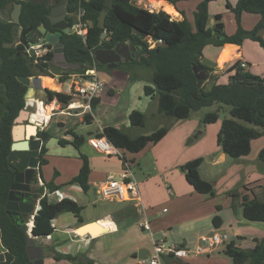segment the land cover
I'll return each mask as SVG.
<instances>
[{"label":"trees","instance_id":"trees-1","mask_svg":"<svg viewBox=\"0 0 264 264\" xmlns=\"http://www.w3.org/2000/svg\"><path fill=\"white\" fill-rule=\"evenodd\" d=\"M9 0H0V11ZM176 4L179 0H166ZM216 0H202L194 11V24H192L185 12L183 19L173 18L165 10H153L138 5L134 0H90L83 2L86 11L85 18L89 19L91 26L86 40L75 34L62 33L60 39L64 42L65 54L69 63L79 64V68H62L54 61L55 53L52 44L51 51L43 62H35L34 58L20 50L21 44L6 47L18 36L21 28L32 26L26 38L29 42H36L44 32H56L49 19V8L45 4L21 1L22 12L20 15V28L11 22L0 21V229L1 241L6 249L14 256L11 264H26L29 260L27 248V232L24 231L16 217L11 216L6 203L10 192V186L14 181L17 168L9 161L8 156L14 142L12 129L15 120L22 109L26 107L25 94L28 86L19 81L18 76L38 77L42 75H59L64 81L69 73L83 72L96 66L98 70L111 71L106 65L100 64L92 55V51L100 48H113L118 43L133 44L139 51V55L127 64H139L143 68L152 69L149 78L150 84L145 85L144 91L152 99L157 98L158 112L166 117L176 119H188L194 111L214 104L231 106L232 118L223 120L218 131L217 143L222 151L233 158L248 156L252 152L253 140L260 138L264 130V97L258 94V84L264 86V76L256 75L240 66L241 61L235 62L229 70H235L230 75L228 83H215L216 77L213 69L202 62L203 50L207 45L222 47L226 43L241 45L246 39L257 41L264 48V36L260 31L264 28V0H236L232 5L227 2V7L233 12L237 23V29L233 34L225 32L222 15L215 16L214 29L208 28L209 6ZM69 12L77 11L80 0H68ZM105 12L104 28L98 27L100 15ZM243 13L259 14L261 20L252 29L244 28L242 24ZM149 40L157 43L150 47ZM123 63V62H122ZM121 63V64H122ZM203 65L209 71V79L214 81L211 87L203 85L197 87L196 74L193 65ZM92 69H90L91 72ZM134 78V77H132ZM137 79V78H134ZM247 83H253V89L244 87ZM197 97L194 98V94ZM41 95L46 103L56 100L61 105L70 101V96L55 90L44 88ZM100 100L92 103L93 109ZM131 127L144 128L146 126L145 113L132 110L129 113ZM217 111L209 112L203 121L206 124L217 122ZM244 120L252 124L246 126L238 122ZM93 116L86 114L84 122L91 124ZM169 127H158L148 134L131 135L122 128L106 125L101 130L91 131L88 137H106L117 149L131 153L142 151L149 144L160 142L169 132ZM67 135L71 140L59 139L62 146L72 144L79 149L87 140L86 136L79 135L75 131H69ZM37 136L43 141L40 152V171L43 165L48 164L47 142L51 138L46 129L38 130ZM259 157L264 160V148L260 150ZM82 165L77 175L64 184H55L54 181L44 182L30 197L35 205L39 201V207L34 214L32 234L34 237H47L51 235L55 227L53 220L67 212L73 213L78 221H82L83 207L75 200L64 197L54 203L48 201V192L60 189L63 185H78L84 193L90 189L89 177L91 167L86 154H81ZM122 163L128 161L125 156ZM203 158L198 157L189 160L181 166L187 182L193 189L204 195H214V185L200 175V167ZM58 173V172H56ZM42 177V173H41ZM43 178V177H42ZM45 194V195H44ZM237 194H233L235 197ZM243 217L248 221L264 222V200L253 195L245 194L241 198ZM220 209V206H217ZM126 212L118 211L115 216H123ZM215 228L223 225V218L216 214L212 218ZM254 245L250 249H242L235 241L225 244L223 253L231 260V264H264V236L255 237ZM52 252L56 261L69 260L74 264H96L93 259L84 253L76 255L64 254L56 250L55 246H44ZM164 264H188L176 259L172 254L164 255Z\"/></svg>","mask_w":264,"mask_h":264},{"label":"rangeland","instance_id":"rangeland-1","mask_svg":"<svg viewBox=\"0 0 264 264\" xmlns=\"http://www.w3.org/2000/svg\"><path fill=\"white\" fill-rule=\"evenodd\" d=\"M134 1L145 8H151V5H155L156 3V0H142L141 2L139 0ZM230 15L225 14L223 18V22L226 25L225 32L227 34H231L230 29L234 26V21L231 20L232 18L229 17ZM243 15V26L247 29L253 28L257 23L255 22V18L258 15L253 13H244ZM105 18L106 13H104V21ZM210 24L211 21L209 22L208 20V28H211ZM40 31L42 33H45L43 28H40ZM149 43L150 47L156 46V43L152 40H149ZM249 44H251L250 46H253L251 49H249V52L252 55V63H264V49L260 47L258 43H247V46ZM253 44H257L258 47ZM127 63L128 62H123L120 66H118L117 68H113L109 72L106 70H98L99 78L105 83V89L99 104L95 109L92 110L93 119L99 121V125L102 127L106 125H113L122 128L125 131H128L131 135L148 134L156 128L162 126L169 127V132L172 128L175 127L186 128L190 126L192 132L189 134V137L186 140V148L179 149L177 152H174V159L162 161L164 162V166L163 164L157 162L158 158L153 154L154 152L152 150V147H150L148 151H142L141 154L136 155L137 163L140 161L139 165H141V167L137 164L132 165L133 162H131V166L133 172L135 173L137 181L143 180L144 175H153L151 177V179L153 180L150 181L153 186L150 189L151 191H148L147 196V198L150 200L151 205L148 206L145 204V202L143 204L142 201L117 202L103 200L100 198L97 192H95L94 189H91L87 193H84L82 189L77 185L81 190L80 192L82 193L76 191L72 192L73 197H75L79 204L83 207L81 214L84 216H92L98 214L104 215L106 213H113L119 208L133 205L136 210L135 213L138 212L140 218H143L141 222L147 219L152 225L153 237L151 236L150 232L144 233L145 229L141 225H137L139 233L144 237L143 245H145L148 250H151L153 248V240L160 239H164L168 245L172 244L181 246L183 244L185 245V247L193 250L198 243L197 239L200 236L213 235L214 233L227 234L228 236V239L224 244H219L215 248L216 250H221V255H224V245L231 241H235L236 244L242 249H250L251 247H253V237L262 235L264 230V222L247 220L246 225H244L246 227H243V233H245L247 237L240 239L234 236V229L232 228L230 221L233 218H236V211L238 212V217H242L243 211L241 198L243 195L249 194L251 197L255 195L259 199L264 200V160L259 157L260 150L264 148L263 128L255 126L256 129L263 132V135L260 138L253 140L252 152L248 156H244L241 158H233L228 156L227 163L219 165V168L214 166L211 156H199L204 160L200 168L201 177L211 181L214 185V195L209 197H207V195L206 198L204 194H200L198 192L196 193L193 187H190L185 178V175L182 173L183 171L181 170V166L183 164L175 167V165L178 163L177 162L176 164H174L176 161L175 157L176 155H182L183 153V158H188L190 155H192L193 149L191 147L194 142L198 140V138L199 140L203 139L202 142L207 143L205 145L206 147L208 146V144H213V142L217 146V135L223 120L226 118H232L231 106L214 104L209 107H203L197 111H194L188 119L179 120L176 118L166 117L165 115L158 112L157 98L152 99L150 96L147 97L144 91L145 85L150 84L149 78L153 73L152 69L143 68L139 64ZM260 73H264V69L260 70ZM42 76L50 77L47 75ZM132 77L137 79H134ZM213 83L214 81H210V83L208 81L206 84H208L209 86H207L206 84L205 86L209 88ZM215 83H217V80ZM43 87L56 91V88L54 86L49 87L43 85ZM112 87H116L117 89H114ZM116 91H118L117 94L111 95V93L114 94ZM22 110L28 111L29 115L26 120L20 123V125L37 124L41 129L39 122L33 120L32 118V114L37 111V104L34 102L31 104L26 103V107ZM132 110H139L145 113L146 126L144 128L131 127L128 117L129 113ZM81 111L82 109H73L71 114L58 112L51 116V119L46 126V131L50 134L51 138L47 142V147L49 150L48 164L43 167V176L48 182L55 180L58 184L66 183L70 177L78 174L79 170H77V164H80L79 168H81L82 165L81 154H85V151H89L91 153H96L95 151H97L89 144L88 140H86V142L79 149H76L72 144H66L62 146L58 143L59 139L66 138L67 133L72 130L77 134L84 135L86 136V138H88L89 127L87 126V123L81 120V117H84L83 114H75L76 112ZM214 111H217L219 114L218 121L210 124L204 123L203 119L205 115L209 112ZM237 120L243 125L252 126V124L247 121L240 119ZM97 121L95 124L99 127ZM183 124L187 125L185 126ZM125 154L126 153L120 151L118 155L113 156L114 158L111 162H119L122 156ZM156 169H164L166 170V172L165 174H160V171L157 172ZM224 171L225 174H222ZM56 172H60V174ZM157 176H161L162 180L156 179ZM155 182H160L158 183L159 185L168 183L174 193H176V191L175 186L174 184H172V182L176 185L182 182V189L180 191L178 190L180 192V198L175 201H173V197L171 198V200L168 199V197H166L165 195V191L161 190L160 187H157L155 185ZM67 186L68 185H63L60 189L56 190L57 192H49L48 201L54 203L58 201L61 196H68V194L65 192H71ZM187 188L190 189L191 192L186 191ZM234 193L237 194L235 197H233ZM200 196H203L205 199H201L202 197ZM231 204L232 207L229 208ZM216 205H219L221 208L225 207L224 210L218 212L224 219V226H222V228L214 227L212 223V217L214 216V214L210 216L207 215L202 219L203 222L201 228L194 226L193 228L190 227L191 230L189 231H187L186 224H174L175 226L170 229L160 228L158 226L160 223H163L165 219H167L166 217H162L163 215L169 217L171 216V214H174V221H176V219L178 221L183 219L184 221L187 220V223L189 224L191 222L189 218L193 217V215L196 214L191 210L192 208L195 207L203 212L206 211V214L211 212V209L215 208ZM162 207H165L167 211H169V213L163 212ZM209 209L211 211H209ZM118 211L124 212V210L122 209ZM161 217L162 221L158 220ZM75 218L76 216L73 213L67 212L61 214V216L58 217V219H56L54 223L56 226H58L59 223L73 226L78 224V222L74 221ZM133 218L135 221H137L136 217ZM120 235H122V230L119 233L106 232L101 234L100 237L97 236L99 237L97 241L109 245L113 242H116L117 237ZM93 239L94 238H90V241L86 245V248L83 249L95 250L96 244L94 243ZM68 241L70 243L71 241L73 242L71 245V253L72 255L74 253V255H76V252L81 247L80 238L75 237L73 240L71 239ZM92 254L95 257L94 262L102 261V255L98 254V250L95 252L92 251ZM217 254L219 253L216 251L212 255V258ZM197 256L202 259L206 258L207 255L200 254ZM128 258H130V256H128Z\"/></svg>","mask_w":264,"mask_h":264},{"label":"crops","instance_id":"crops-1","mask_svg":"<svg viewBox=\"0 0 264 264\" xmlns=\"http://www.w3.org/2000/svg\"><path fill=\"white\" fill-rule=\"evenodd\" d=\"M201 1L202 0H179L176 2V4H173V3H170L169 1H166V0H156L155 5L152 4L151 8H149V9L151 11L163 9L167 13H169L173 18H175L177 20L183 19V14L180 12V11H182V12H185L188 20L192 24H194V11H195L197 5ZM227 2H230L232 5H234L236 3V0H216V1H213L210 3V6H209V14H210L209 15V22L211 21V24H210L211 28L210 29H212V30L214 29L215 22H216L215 16L217 14L222 15V22H223V18H224L225 14H228V15L231 14L229 17L232 18L231 19L232 21H234V26L231 27L230 33L233 34L237 29V23H236L235 16H234L233 12H231L230 9L227 7ZM256 15H258V16L255 18V22H259L261 20V16L259 14H256ZM243 18H244V15H242V20H243ZM242 24H243V21H242ZM224 27L226 28L225 23H224ZM244 28H246V27H244ZM259 34L264 36V28L260 31ZM249 41H251V42H249ZM252 42L258 43L257 41H253L251 39H246L243 42V44H241V45L233 44V43H226L222 47H217L214 45H207L204 48L202 62L207 67H210L213 69L212 74L216 77L217 83H222V84L228 83L230 75L235 73V70L231 71V70H229V67L232 66L237 61H245L247 63V68H246L247 71H250L251 73L256 74V75L264 76V73H260V70L264 69V63H257V62L252 63V61H251L252 55L249 52V49H251L253 46H250L251 44H249L247 46V43H252ZM156 45H157V43H156ZM253 45L257 46V44H253ZM258 45H260V44L258 43ZM260 47H262V46L260 45ZM259 53H261V52H259ZM45 78H50V77H43L42 76L43 85L48 86V85L44 84ZM208 81L210 83L211 80L208 78V80L204 83V85ZM206 85L209 86L208 84H206ZM53 86L56 88V91L59 90V85L54 81H53ZM53 86H49V87H53ZM112 88L117 89L116 87H112ZM42 89H44V87ZM42 89L37 91L38 92L37 98H39V100L43 99V96L41 95ZM117 93H118V91H116L114 94L111 93V95H115ZM33 102L35 103V100L32 99L27 104H31ZM42 103H43L42 101L36 102L37 110H38V108H44L46 111H48L49 115H50V112L52 110V107L57 105L56 100L52 101L51 103L45 104L46 106L42 105ZM35 113H38V111H35L33 114H35ZM46 113H45L44 118L49 117V115L47 116ZM32 118L35 121H41L44 119L43 118L41 120H37L34 117H32ZM81 120L84 121V117H81ZM96 121H97L96 119H93L91 124H87V126L89 127L88 132H91L94 130L98 131V130H101L103 128L102 126L99 125V121H97L99 127L96 126V124H95ZM183 125L186 126L187 124H183ZM33 126L36 128V130L40 129V127L37 124H34ZM95 127H97V128H95ZM44 129H46V127ZM40 130H43V129H40ZM191 132H192V130H191L190 126L186 127V128H184V127L172 128L170 130V132L160 142H158L156 144H149L142 151H146V150L148 151L150 149V147H152V150L154 152L153 154L158 158L157 162L163 164V166H164V162H162V161H166L168 159H174V157H173L174 152H177L179 149H185L186 148V146H185L186 140L189 137V134ZM200 135H201V133H200ZM91 137H94V135ZM89 138L90 137H88L87 140ZM65 139L71 140L72 136L67 135V137ZM202 141H203V139L199 140V138H198V140L194 142V144L191 147L193 149L192 155H190L188 158H183L184 153L182 155H176V157H175L176 161L174 164H176L177 162L178 163L175 165V167L180 165V164H184L185 162H187V161H189L195 157H199V156L205 157L207 155L212 157L214 166H216L217 168H219V165H221L223 163H227L228 155L222 151L221 147H219L218 145L216 146L214 144V142H213V144L212 143L208 144V146L206 147L205 145L207 143H204ZM117 150L119 152L121 151L123 153H126L123 156H125V158L128 161L133 162L132 165H136V164L139 165L140 164V161L137 163L136 155L141 154L142 151H140L138 153H131V152H128V151H125L122 149H117ZM48 152H49V150H48ZM95 152L96 153H91L89 151H85V154L89 158L90 167H91V173H90V177H89V183H90L89 191L91 189H94L95 192H97L99 186L107 178L108 175H110V174L118 175L122 171L123 163H122V160H120L117 163L116 162L112 163L111 161L114 158L113 156H115V155L108 156L106 154L100 153L99 151H95ZM48 155L49 154L47 153V155H46L47 158H48ZM156 165H157V163H156ZM44 166L45 165H43V167ZM139 166L141 167V165H139ZM43 167L41 169L42 171L39 170V179H41L40 181L44 184V182H48V181L43 176ZM79 167H80V164H77V170H80ZM165 168H166V166H165ZM156 171L157 172L160 171V174H165V172H166V170H164V169H162V170L156 169ZM41 173H42L43 178L40 177ZM182 173L184 174V172H182ZM58 174H60V172ZM222 174H225V171ZM152 176L153 175H149V176L144 175V179L139 180V186H140V192H141V201L143 202V204L145 202V204L148 206L151 205L150 200L147 198V196H148V191H151L150 189L153 186L152 183L150 182L151 180H153V179H151ZM73 177L74 176L70 177L68 179V181ZM156 179L162 180V177L157 176ZM40 181L38 184L34 185L33 187L38 188L39 186H41ZM54 183L59 185L55 180H54ZM158 183H160V182H155V185L157 187H160L161 190L165 191V195H166V197H168V199L171 200V198L173 197L174 198L173 201H175V200L180 198V195H179L180 192L179 191L182 189L181 188L182 182L179 183L178 185H176L175 183L172 182V184H174V186H175L176 193H174V191L169 192L168 188L170 186L168 185V183H165L162 185H159ZM67 187L70 189L71 193H68V192H65V193L68 194L69 198H72L73 200L78 202L76 200V198L73 197L72 191L80 192L81 190L78 188L77 185H68ZM165 187H166V189H165ZM190 187H192V186L190 185ZM47 191L48 190H45V194H47V197H48L49 192H47ZM186 191L191 192V190L188 188ZM80 193H82V192H80ZM169 195H170V197H169ZM68 196H61L59 198V200L64 198V197H68ZM206 196L207 195H205V197ZM200 197H202L201 199H205L203 196H200ZM207 197H209V196H207ZM78 204H79V202H78ZM217 206H219V205H216L215 208H212L211 209L212 211L209 209V211H211V212L206 213V214H205L206 211L203 212L198 208H195V207L192 208L193 207L192 206L191 207L192 209L191 208L190 209L193 212H195L196 214H194L193 217L189 218L191 220V222L189 224L187 223V220L184 221L183 219L180 221H178L176 219V221H174L175 220L174 214H171V216H169V217L166 215H163L162 217H166L167 219H165V221H163V223H160L158 226L160 228L170 229V228H173L175 226L174 224H177V225L178 224L179 225L186 224L187 231L191 230V228H193L194 226L201 228L202 222H203L202 219L205 216H207V215L210 216L212 214H214V215L219 214L218 212L224 210V208H225V207L224 208L220 207V209H218ZM38 207H39V201L37 202V204L35 206V209H36L35 213L37 212ZM230 207H232V204H231V206H229V208ZM164 208L165 207H162V209H164ZM120 209L124 210L126 213L123 216L116 217L115 213L118 212V210H120ZM135 211H136L135 207L133 205H129L128 207L119 208V209L115 210L113 213H106L104 215L98 214V215H92V216H90V215L84 216L81 214L82 221H78L77 218L74 219L75 222H78L77 225L70 226V225H65L63 223H59V225H58L59 227H58L55 225L54 222L56 219H58V217L61 216V215H59L52 222L53 226L55 227L54 232L51 235L45 237L42 240V244H43V246H47V245L55 246L56 250H58L59 252H62L64 254H72L71 253V245L73 242L71 241V243H70L68 240H71V239L73 240L75 237H79L80 242H81V247H80V249H78L76 254L77 253H88L86 255L89 258L94 260L95 257L93 256L92 251L95 252L98 250V254L102 255L101 256L102 261H100V262L95 261L96 264H136L137 259H138V251L142 248H144V249H147V248L145 247V245H143L144 237L139 233L138 226H137V225H141V223H142L141 221L143 220V218H140L139 213L138 212L135 213ZM167 212L169 213V211H167ZM235 214H236V218H233L230 221V224H231L232 228L234 229V236L237 238H240V239L245 238L247 236L245 235V233H243V227H246L244 225H246L247 220L245 218H243V215H242V217L241 216L238 217L237 211ZM133 217H136L137 221H135ZM162 217L159 218L158 220L162 221L161 220ZM105 220H109L110 223H108V221L106 222ZM93 221L100 222L102 225V226L97 225V230H95V231H98L99 229H101V227H104V230L101 232L100 231L99 232L93 231L92 234H89L87 232L81 234V230L79 228L82 225L91 223ZM33 224H34V216H32L30 221H29V225H30L31 229L33 227ZM223 224H224V219H223ZM109 225L112 228L110 231H109ZM222 226H224V225H222ZM222 226L220 228H222ZM84 230L86 231V229H84ZM121 230H122V235L118 236L116 239V242H113L112 244L108 245V244H104L103 242L97 241L99 239L100 235L103 233H106V232H113V233L118 232L119 233ZM154 230H157V229H154ZM147 232H150L151 236L153 237V233H152L153 228H152L151 224H150V230L145 229V231H144V233H147ZM97 236H99V237H97ZM202 236H204V235H202ZM263 236H264V230H263L262 235H259L256 237L262 238ZM200 237L197 239L198 242H199ZM90 238H94L93 241L96 244V249L95 250L83 249V248H86V245L89 243ZM254 238L255 237H253V239ZM181 246H185V245L182 244ZM224 247H225V245H224ZM216 251L219 254H217L216 256H214L212 258V255ZM220 252H221V250L215 249L210 254H206L207 255L206 258L200 259L197 255H195V256L192 255V256H189L187 258L182 259L181 261L184 263H188V264H231V260L227 256L221 255ZM128 256H130V258H128ZM126 260H128V261H126ZM45 264H74V263L69 261V260L56 261L53 258V256L50 255V256L45 258Z\"/></svg>","mask_w":264,"mask_h":264},{"label":"water","instance_id":"water-1","mask_svg":"<svg viewBox=\"0 0 264 264\" xmlns=\"http://www.w3.org/2000/svg\"><path fill=\"white\" fill-rule=\"evenodd\" d=\"M21 1L42 4L49 0ZM21 1L9 0L0 11V21L4 23H14L17 28H20L19 21L23 6ZM47 5L49 6L48 2ZM104 13L105 12L100 15L98 20L97 25L100 28H104L105 25ZM48 16L53 27L59 29L56 32L49 31L44 33L45 41L52 44L54 47V61L62 68H79V64L68 62L65 54L64 42L60 39L62 33H69L68 23L64 20L65 14H60L58 10L51 8V12ZM32 30V26L21 28L18 36L15 37L13 42L5 44V46L10 47L21 44L20 50L27 54L26 48L29 46V41L26 36ZM94 53L96 61L106 65L110 69L117 68L122 62L133 60L139 55L137 48L130 43H118L113 48H100ZM193 71L196 74L197 87L201 88L204 82L208 80L209 71L203 65L197 64L193 65ZM18 79L28 86V90L25 94L26 103L32 99H37V91L43 88L42 76L35 78L18 76ZM247 86L253 89L255 85L253 83L244 85V87ZM197 94V92L194 94V98L197 97ZM258 94L264 97V86L261 83L258 84ZM28 115V111L21 110L19 116L15 120L17 124H15L12 129L14 142L8 159L15 165L17 172L10 186L6 209L12 217H16L15 221L23 224L22 227L28 234L26 251L29 260L26 264H45V258L52 255V252L47 250L42 244V240L45 237H34L29 225V221L32 217L31 215L35 214L36 205L30 201V197L34 194L33 185L39 180V159L43 141L37 136L38 130H36L33 125H20L21 122L27 119ZM97 223L98 222L93 221L82 225L79 229H87V233L92 234L93 231L97 230ZM148 255V249L142 248L138 251L139 258L145 259ZM13 259L14 256L2 244L0 229V264H11Z\"/></svg>","mask_w":264,"mask_h":264},{"label":"built area","instance_id":"built-area-1","mask_svg":"<svg viewBox=\"0 0 264 264\" xmlns=\"http://www.w3.org/2000/svg\"><path fill=\"white\" fill-rule=\"evenodd\" d=\"M88 1L90 0H80V6L74 15L71 25L69 26V34L78 35L82 37L83 40L87 39L89 28L91 26L90 20L85 18L86 11L82 6L83 2ZM139 1L141 2L142 0ZM26 51L29 56L34 58L35 62H39L40 60L45 62L47 60L45 57L51 51V48L43 36L36 42H29V46L26 48ZM92 55L95 57L94 51H92ZM240 66L246 69L247 63L245 61H241ZM90 69L93 70L90 72ZM50 78L59 85V92L70 96V101L66 105H61L57 102V105L52 107L49 117L38 121L41 129H44L48 125L51 116L58 112L71 114L73 109H82L81 112H76L75 114H83V116L86 114L93 115L92 103L96 99H101L105 89V83L99 78L96 66L86 69L83 72L69 73L64 81L60 80L59 75L50 76ZM38 101H42V105L48 104L43 99H35V103ZM88 142L100 153L108 156L119 154V151L108 141L106 137H90ZM139 187V181H137V178L135 177L131 162L125 161L122 171L118 175H108L99 186L97 194L103 200L117 202H140L141 192ZM168 190L169 192H172L170 187ZM163 212H167V209L164 208ZM32 216H34V214H32ZM141 226L144 229L150 230V222L147 219L141 223ZM111 229H109V231ZM227 239V234L214 233L213 235H204L200 237L198 244L193 250L185 246L172 244L168 245L164 239L153 240V248L149 250L147 258L143 259L138 257L136 264H164L163 257L168 254H172L178 260H182L192 255L210 254L215 250L217 245L224 244Z\"/></svg>","mask_w":264,"mask_h":264},{"label":"flooded vegetation","instance_id":"flooded-vegetation-1","mask_svg":"<svg viewBox=\"0 0 264 264\" xmlns=\"http://www.w3.org/2000/svg\"><path fill=\"white\" fill-rule=\"evenodd\" d=\"M15 1H21V0H15ZM47 2L49 3V6L47 5ZM42 4H45L48 8H49V14L51 12V8H54L55 10H58L60 12V14H65V18L64 20L68 23V28L69 26L71 25L73 19H74V15L76 13V11L74 12H69V3H68V0H49V1H46ZM3 9V8H2ZM1 9V10H2ZM56 31H58L59 29L55 28ZM45 30V29H44ZM69 34V33H68ZM39 176V175H38ZM41 177V176H40ZM39 178V177H38ZM41 179H39L37 181L36 184L39 183ZM41 182V181H40ZM34 184V185H36ZM33 185V186H34ZM41 185H43V183L41 182ZM40 187V186H39ZM33 188V191L35 192L38 188L36 187H32Z\"/></svg>","mask_w":264,"mask_h":264},{"label":"bare ground","instance_id":"bare-ground-1","mask_svg":"<svg viewBox=\"0 0 264 264\" xmlns=\"http://www.w3.org/2000/svg\"><path fill=\"white\" fill-rule=\"evenodd\" d=\"M93 70V69H92ZM91 70V71H92ZM44 84H46V85H48V86H52L53 85V81L50 79V78H45L44 79ZM38 113H35V114H32V117H34V118H36L37 120H41V119H43L44 117H45V113H46V115L48 116L49 114H48V111H46L44 108H38ZM30 118V117H29ZM106 222L108 221V223H110V221L109 220H105ZM98 225L99 226H102L101 225V223L100 222H98ZM109 229H111V227H110V225H109ZM81 230V234L82 233H86L87 232V229H86V231L84 230V229H80ZM104 230V227H101V229H99L98 231H94V232H101V231H103ZM84 231V232H83Z\"/></svg>","mask_w":264,"mask_h":264}]
</instances>
